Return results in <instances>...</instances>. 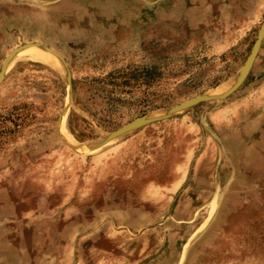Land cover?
Listing matches in <instances>:
<instances>
[{
	"label": "rangeland",
	"instance_id": "374dc122",
	"mask_svg": "<svg viewBox=\"0 0 264 264\" xmlns=\"http://www.w3.org/2000/svg\"><path fill=\"white\" fill-rule=\"evenodd\" d=\"M263 25L264 0H0V264H264Z\"/></svg>",
	"mask_w": 264,
	"mask_h": 264
},
{
	"label": "bare ground",
	"instance_id": "6f19581e",
	"mask_svg": "<svg viewBox=\"0 0 264 264\" xmlns=\"http://www.w3.org/2000/svg\"><path fill=\"white\" fill-rule=\"evenodd\" d=\"M27 54H28V57L32 60H36V61L50 64V65H53L54 63V61L46 57L41 51L37 50L36 48H30Z\"/></svg>",
	"mask_w": 264,
	"mask_h": 264
},
{
	"label": "water",
	"instance_id": "95a60500",
	"mask_svg": "<svg viewBox=\"0 0 264 264\" xmlns=\"http://www.w3.org/2000/svg\"><path fill=\"white\" fill-rule=\"evenodd\" d=\"M263 35H264V25L262 26V28H261V30H260V32H259V35H258L257 41H256V43H255V45H254V48H253V50H252V53H251V55H250V57H249V59H248V61H247V64H246V66H245V68H244V72H245V73L247 72L248 68L250 67L251 63L253 62V60H254V58H255L257 52H258L259 46H260L261 41H262V39H263ZM197 101H199V100H197ZM191 103H193V102H191Z\"/></svg>",
	"mask_w": 264,
	"mask_h": 264
}]
</instances>
